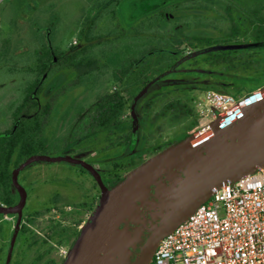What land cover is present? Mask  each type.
Wrapping results in <instances>:
<instances>
[{"label":"rangeland","instance_id":"1","mask_svg":"<svg viewBox=\"0 0 264 264\" xmlns=\"http://www.w3.org/2000/svg\"><path fill=\"white\" fill-rule=\"evenodd\" d=\"M206 1L0 0V134L11 129L12 114L33 77L37 52L45 46L52 50L77 49L92 62L82 71H71L55 59L47 78L51 110L44 119L42 156L88 161L110 180L127 177L186 135L202 132L217 119L214 110L218 99L212 100L209 95L232 98L236 105L264 89L221 92L209 81H188L191 71H204L200 56L206 50L194 39L167 48L180 29L185 27L190 36L220 37L219 49L239 40L223 35L231 26L225 5L208 0L203 6ZM93 20L91 46L84 34ZM156 51H170L178 63L150 83L138 98L129 99L124 120L137 121L139 117L144 121L137 127V141L129 155L121 156L120 140L113 142L106 134L95 132L79 114L88 115L101 95L122 90L115 75L147 63ZM179 101L182 107H174ZM138 140L141 155H136ZM26 178L31 183L25 215H41L22 221L16 214H0V264H64L78 239L56 233L68 227L81 235L100 206L101 190L86 170L65 159L34 161L20 175L21 180ZM78 224L82 225L79 229Z\"/></svg>","mask_w":264,"mask_h":264},{"label":"water","instance_id":"2","mask_svg":"<svg viewBox=\"0 0 264 264\" xmlns=\"http://www.w3.org/2000/svg\"><path fill=\"white\" fill-rule=\"evenodd\" d=\"M43 159H65L86 166L97 180L102 199L64 264H148L161 239L173 231L212 193L230 180L264 165V89L239 104L238 112L220 117L108 188L98 173L72 157L34 156L13 174L21 200L0 213L21 214L25 191L19 172Z\"/></svg>","mask_w":264,"mask_h":264},{"label":"trees","instance_id":"3","mask_svg":"<svg viewBox=\"0 0 264 264\" xmlns=\"http://www.w3.org/2000/svg\"><path fill=\"white\" fill-rule=\"evenodd\" d=\"M209 1L202 5H208ZM219 1L220 4L225 5L231 23L223 35L227 39L238 38L237 44L219 49L218 46L222 41L220 37L197 33L190 36L184 27L174 38H171L167 48L172 49L194 39L203 50H206L200 56V60L204 62V66L201 67L204 71L202 74L191 71L189 73L191 78L188 81L198 83L209 81L221 92L229 89L252 92L264 87V3L260 0H253V3H249L250 0ZM94 25L95 20L90 24L87 34H84L85 40L91 43V46H94L92 44L94 37L91 36ZM214 47L217 49H213ZM80 53L73 48L64 51L52 50L48 46L37 52L38 59L31 70L33 77L27 81L21 103L12 114L13 125L11 129L4 130L0 134V191L3 190L7 194V199H3L7 206L13 204L11 193L13 170L26 159L43 155L41 151L45 148L46 142L43 134L44 119L51 110L47 96V78L55 64L54 61L55 59L62 61L73 71H82V68L88 67L92 61L86 60ZM177 63L178 58L170 51L154 52L147 63L137 67L130 66L115 75V79L122 83V90L127 93L128 98L122 90L105 93L91 105L88 115L79 114V117L85 118L92 114L88 121L90 128H95V132L113 138V142L120 140L122 153L124 152L121 156L129 155L131 146L137 141L134 135V121L124 120L129 108V99L138 98L145 87L169 72ZM198 87L203 89L201 86ZM173 106L182 107V104L179 101ZM143 121L142 118H137L139 128ZM189 135L191 134L186 137ZM136 149V155H141L142 146L139 140ZM124 179L125 177L122 176L115 177L111 188Z\"/></svg>","mask_w":264,"mask_h":264},{"label":"built area","instance_id":"4","mask_svg":"<svg viewBox=\"0 0 264 264\" xmlns=\"http://www.w3.org/2000/svg\"><path fill=\"white\" fill-rule=\"evenodd\" d=\"M209 98L218 99L215 119L238 112L232 98ZM148 264H264V165L216 189L159 241Z\"/></svg>","mask_w":264,"mask_h":264},{"label":"flooded vegetation","instance_id":"5","mask_svg":"<svg viewBox=\"0 0 264 264\" xmlns=\"http://www.w3.org/2000/svg\"><path fill=\"white\" fill-rule=\"evenodd\" d=\"M71 70V69H70ZM71 71H73V70H71ZM166 74V73H165ZM165 74H163L159 79H161ZM144 89H146V87L144 88ZM115 90H118V89H115ZM115 90H113V91H115ZM143 92V91H142ZM141 92V93H142ZM134 100V99H133ZM90 109V108H89ZM81 119V118H80ZM89 119L90 118H88V117H85V118H82V120H87V124H88V121H89ZM134 121V135L136 136V131H137V122L135 121V120H133ZM89 125V124H88ZM29 159V158H28ZM76 159V158H75ZM27 160V159H26ZM25 160V161H26ZM77 160H80V161H83V160H81V159H77ZM24 161V162H25ZM84 162V161H83ZM85 163L87 164V165H89V166H91L97 173H98V175L102 178V180H103V182H104V184L108 187V188H110L111 189V187H112V182L114 181V179H112V178H110V180H108L107 178H105L104 177V175L96 168V167H94L91 163H89L88 161H85ZM75 164H77L78 166H81L84 170H86L91 176H92V178H93V180L95 181V183L97 184V186L100 188V186H99V184H98V182H97V180L95 179V177L93 176V174H92V172L86 167V166H84V165H82V164H79V163H75ZM21 165V164H20ZM19 167V166H18ZM17 167V168H18ZM17 168H15L14 170H13V172H12V177H11V180H12V186H11V193H12V196H13V200H12V202H13V204H12V206H7V205H5L4 204V202H3V199H7V194L2 190V191H0V204L1 205H3V206H5V207H14V206H16V205H18L19 203H20V200H21V195H20V192H19V189H18V187H17V185L14 183V181H13V174H14V171L17 169ZM26 168V167H25ZM25 168L24 169H22L20 172H19V174H18V177H17V180H18V183H19V185L24 189V191H25V194H26V196H25V204H24V207H23V209H22V212H21V214H19V213H9V214H16L20 219H22V221H26L27 219H34V218H38L40 215H41V212H36V213H34L32 216H29L28 214L27 215H25V213H27V206H28V202H29V199H30V192H29V185H30V183L31 182H29L28 181V179L26 178L25 180H21L20 179V175H21V173L23 172V170H25ZM105 179V180H104ZM100 190H101V188H100ZM101 193H102V191H101ZM87 203L88 202H84L83 203V205H87ZM0 205V206H1ZM70 210H71V208H70ZM0 214H2V215H9V214H3V213H0ZM61 215V214H60ZM59 217V216H58ZM82 225L81 224H78L77 225V228L79 229L80 227H81ZM56 231V230H55ZM55 231H54V233H55ZM61 231V230H60ZM56 235H62L63 237H65V238H68V239H70V240H73L74 238H79V236L80 235H78V232L77 231H74V230H71L70 228H64V230L63 231H61V232H59L58 231V233H56Z\"/></svg>","mask_w":264,"mask_h":264}]
</instances>
